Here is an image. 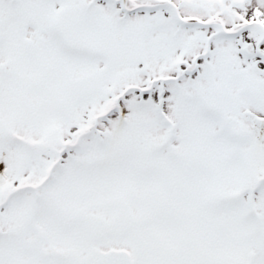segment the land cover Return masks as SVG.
<instances>
[{"label": "snow or ice", "instance_id": "obj_1", "mask_svg": "<svg viewBox=\"0 0 264 264\" xmlns=\"http://www.w3.org/2000/svg\"><path fill=\"white\" fill-rule=\"evenodd\" d=\"M0 264H264V0H0Z\"/></svg>", "mask_w": 264, "mask_h": 264}]
</instances>
